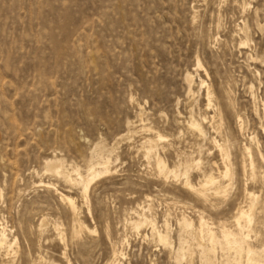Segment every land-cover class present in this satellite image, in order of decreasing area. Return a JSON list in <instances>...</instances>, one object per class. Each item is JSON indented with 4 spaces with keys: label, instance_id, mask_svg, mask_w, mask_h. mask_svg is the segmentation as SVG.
Here are the masks:
<instances>
[{
    "label": "rangeland",
    "instance_id": "374dc122",
    "mask_svg": "<svg viewBox=\"0 0 264 264\" xmlns=\"http://www.w3.org/2000/svg\"><path fill=\"white\" fill-rule=\"evenodd\" d=\"M189 71L197 74L191 93ZM191 119L205 135L188 127ZM158 132L165 139L149 155ZM224 134L232 176L222 178L223 193L215 186L198 196L185 172L195 184L209 171L218 176L224 161L213 138ZM248 147L255 178L243 167ZM261 155L264 0H0V230L13 239L0 264H204L206 255L212 264H248L245 250H202L196 227L179 223L190 216L199 225V212L217 230L227 223L264 264ZM108 158L112 170L92 181L89 203L82 184L55 172L63 163L87 175ZM195 158L200 167L190 168ZM254 200L245 239L236 216ZM140 219L154 220L170 243L150 221L136 228Z\"/></svg>",
    "mask_w": 264,
    "mask_h": 264
},
{
    "label": "bare ground",
    "instance_id": "6f19581e",
    "mask_svg": "<svg viewBox=\"0 0 264 264\" xmlns=\"http://www.w3.org/2000/svg\"><path fill=\"white\" fill-rule=\"evenodd\" d=\"M238 5V4H237ZM242 8V7H241ZM197 19V18H196ZM238 27V26H237ZM240 28H242V27H240ZM242 30V29H241ZM239 32H240V30L238 31V34H236V35H239ZM243 33V32H242ZM242 43V42H241ZM199 60V59H198ZM198 67H201V62H200V60H199V62H198ZM197 72V71H196ZM189 73H190V71H189ZM200 73V72H199ZM194 74H196V73H194ZM194 74H192V73H190L189 74V76H187V77H189L188 78V83H189V91H190V93L194 90L193 89V84H194V82H196L195 80H194ZM197 75V74H196ZM199 76V75H198ZM186 77V78H187ZM196 77V76H195ZM200 78V77H199ZM199 78H198V80H199ZM202 78V77H201ZM204 79V78H203ZM187 80V79H186ZM201 80V79H200ZM201 83H202V86L203 87H207V97H208V106H211L212 105V103H213V91H212V89H211V87L207 84V82L205 81V80H202L201 81ZM200 87H201V85H200ZM203 87H201V88H203ZM187 90H188V88H187ZM196 90V89H195ZM227 92V91H226ZM189 93V92H188ZM190 93H189V95H190ZM195 93V92H194ZM194 95V94H193ZM192 96V95H191ZM225 100V99H224ZM210 108V107H209ZM221 113H222V111H221V108L219 107L217 110H215V112H214V114H213V116H212V120L213 121H215V118L217 117V114L218 115H221ZM141 114V113H140ZM144 115V114H143ZM141 116V115H140ZM193 116V115H192ZM139 118V117H138ZM194 118V117H193ZM239 118V117H238ZM144 119V118H143ZM146 119V118H145ZM188 119V118H187ZM242 119V118H241ZM240 119V120H241ZM139 120V119H138ZM142 120V119H141ZM188 121V120H187ZM139 122H140V120H139ZM242 123V122H241ZM140 124H142V123H140ZM147 124V123H146ZM146 124H145V126H146ZM188 124V127L192 130V131H194V132H196L197 134H199L200 136H203V135H205V130H204V126H203V123L202 122H200L199 120H194V119H191V120H189V122L187 123ZM238 125V124H237ZM243 125H245L244 123H243ZM137 126V125H136ZM142 126V125H141ZM140 126V127H141ZM144 126V127H145ZM150 126V125H149ZM151 128V127H150ZM149 128V129H150ZM238 128V127H237ZM246 128V127H245ZM143 130V129H142ZM144 130H145V128H144ZM239 130H240V128H239ZM241 131V130H240ZM194 132H192V133H194ZM154 135V134H153ZM198 135V136H199ZM148 137V136H147ZM155 139H149L148 140V142H150L151 144H149V145H151L150 146V148H149V150L147 151L148 152V154L150 155L151 153H154V148H155V145H157V142L159 141H162V140H164L165 139V136L164 135H162L161 133H156L155 134ZM148 138H150V137H148ZM144 140V139H143ZM251 140V139H250ZM157 141V142H156ZM145 142V141H144ZM158 142V143H159ZM213 143H214V145L216 146V148L220 151V153H221V155H222V158H223V161H224V168L223 169H220V168H218V176H217V174L215 173V172H213V171H209L208 173H206V174H203V175H201V177H200V179L198 180V182L196 181V183L197 184H195L192 180H191V177H190V174L186 171L185 172V178H186V182H185V184H186V186H188L190 189H192L198 196H207V189H209V188H212V187H215V191H214V193L217 195L218 193H221L222 191V188H224L225 186H222V184H221V180H222V178H224V179H226V178H228V177H230L231 178V176H232V173H233V171H232V167H231V164H230V162H228L229 161V157H230V149H231V139H230V135H228V134H224L223 135V139H217V138H213ZM141 144V143H140ZM148 144V143H147ZM144 145H146V144H144ZM159 146V145H158ZM239 146V145H238ZM245 147V146H244ZM147 149H148V147H147ZM246 151L249 153V156H248V158H246V159H244V161H243V167H244V171L245 172H247L248 170H250V173H251V176H252V178H255L256 176H257V166H256V160H254V158H253V156H252V153H251V149L248 147V148H246ZM260 151V150H259ZM158 153V152H157ZM156 154V153H155ZM147 155V154H146ZM263 155V154H262ZM260 156V158L261 157H263V156ZM156 156V155H155ZM148 157V156H147ZM154 157V156H153ZM150 158H152V157H150ZM159 158V157H158ZM264 158V157H263ZM158 160V159H157ZM259 160V159H258ZM264 159H262L261 161H263ZM111 162H112V160H111V158H108V159H106V160H104V161H102V162H99L97 165H94V166H92L90 169H89V171L87 172L88 174L87 175H83L78 169L77 170H73V171H75V172H69V171H66V170H64L63 168H62V165H63V163L62 164H60L61 166H57V170L55 171L56 173H58L59 174V176L61 175L62 177H64L63 179H65L67 182H68V184H69V182H72V183H75L76 184V182L78 181L80 184H82V186H84V198H85V201H88L89 199H88V191H89V187H90V185H91V183H92V181H94L97 177H99V176H101V175H103V174H106V173H109L110 174V172H111V170H112V168H111V166L113 165V163H112V165H111ZM149 162V161H148ZM166 162V161H165ZM61 163V162H60ZM179 163V162H178ZM200 163H201V161H200V158L199 159H194V161H192L190 164H189V167L190 168H193L194 166H197V167H200ZM180 164H181V162H180ZM214 164H215V162H214ZM156 165H158V167H159V169H161L162 171L164 170V168L166 167V165H165V163H164V161L163 160H161V159H159L158 160V162H157V164ZM179 165V164H178ZM98 166H102V171L101 170H98ZM157 167V166H156ZM157 167V168H158ZM176 167H178V166H176ZM172 169V168H171ZM174 169V168H173ZM259 169V168H258ZM184 171V170H183ZM207 171V170H206ZM54 172V173H55ZM171 172H174V170L173 171H171ZM55 173V174H56ZM74 173H77L78 175H79V178H76L75 176H74ZM177 173H179V172H177ZM160 174H162V173H160ZM184 173H182V175H183ZM107 175V174H106ZM58 176V177H59ZM166 176V175H165ZM75 177V178H74ZM221 178V179H220ZM185 180V179H184ZM184 183V182H183ZM52 184V183H51ZM74 184V185H75ZM73 185V184H72ZM48 186H50V185H48ZM53 186V185H52ZM52 188H54V187H52ZM56 190V189H55ZM214 190V189H213ZM60 191V190H59ZM192 191V192H193ZM210 191V190H209ZM208 191V192H209ZM57 192H58V189H57ZM193 192V193H194ZM212 192V189H211V191H210V193ZM1 193V192H0ZM223 193V192H222ZM58 194V193H57ZM212 194V193H211ZM210 194V195H211ZM59 195H61L62 196V198L63 199H65L66 201H68L69 202V204H70V207H71V210H72V212H73V216H76V217H78V210H80L79 208H78V206H77V204H76V201L72 198V197H69V196H67V195H65V194H63V192L61 193V194H59ZM213 195V194H212ZM256 196V195H255ZM61 198V199H62ZM88 199V200H87ZM205 199V198H204ZM207 199V198H206ZM254 199V198H253ZM252 199V200H253ZM258 199V196H256V200ZM88 203H89V201H88ZM208 203V202H207ZM255 206H256V201L254 200V202L252 203V205L251 206H249V209H247V210H245L244 208H239V210H238V212H237V216H236V226L243 232V234L245 235V239H249V237H250V232L252 231V229H251V224H252V222H253V220H254V208H255ZM197 212H198V210H197ZM197 214V213H196ZM80 215V214H79ZM198 215L200 216V218H199V225H195V223L196 222H194V219H193V217L192 218H189V217H186V216H183L180 220H179V223H180V225H182V227L184 226L185 227V229L186 228H195L196 227V229L198 230V232H199V234H200V239H198V245H200L201 246V248H203L202 250H206V251H213L214 252V250L216 249V246H218V245H220L221 246V248L222 249H224L223 251H225V249L226 248H228V250H231V249H229V248H234V249H236L237 251H246V254H247V262H248V264H261L262 262H263V260L261 259V254H260V256L258 255V258L256 259V251H255V249L253 248V246L250 244V243H247V246H245L244 245V243H243V241H241L239 238H238V236L240 235H237L236 233H235V231L233 232L232 230H230V228L227 226V223H224V222H222V223H224V224H222V225H220V227H219V230H217V227H215V226H212V225H209L208 223H207V217L206 216H203V213L202 212H199L198 213ZM72 216V217H73ZM206 217V218H205ZM81 218V217H80ZM146 218V217H145ZM153 219V218H152ZM206 219V220H205ZM47 220V219H46ZM46 220H43L42 221V219H41V221H42V223H41V226H44V225H46V223L48 222H46ZM72 221V220H71ZM146 221H150L151 222V224H152V229H153V231L157 234V236L159 237V240L161 241V242H163V243H167V244H169L170 243V239H169V236H168V234H164V232L162 233V232H160L159 231V229H157V227H156V225H155V222H154V220H148V219H146L145 221H142L141 222V219H140V223L138 222L137 224L135 223H132V225L134 224V226H136V228H140L141 227V225L143 224V223H145ZM79 222V225L78 226H80V228H85V224L83 223V221L81 220H79L78 221ZM197 222H198V219H197ZM210 222V221H209ZM72 223H74V222H72ZM215 223V222H214ZM213 223V224H214ZM220 223H221V221H220ZM54 224V223H53ZM58 224V223H57ZM212 224V223H211ZM168 224L166 223V226H167ZM216 225V224H215ZM55 226V225H54ZM58 226V225H57ZM59 227V226H58ZM56 228V226H55V228L58 230V231H60L59 230V228ZM169 227V226H168ZM41 228V227H40ZM54 228V229H55ZM77 229V228H76ZM79 229V228H78ZM41 230V229H40ZM80 230V229H79ZM83 230V229H82ZM153 231H152V233H153ZM192 231H194V229L192 230ZM196 231V230H195ZM78 232H80V231H78ZM188 232H190V230L188 231ZM237 232V231H236ZM72 233V232H71ZM167 233V232H166ZM239 233H241V232H239ZM79 234V233H78ZM190 234V233H189ZM192 234V233H191ZM196 234H197V232H196ZM195 234V235H196ZM58 235V234H57ZM63 235V234H62ZM61 235V236H62ZM72 235H74V234H72ZM80 235V234H79ZM153 235V234H152ZM76 236V235H75ZM197 236H198V234H197ZM157 237V238H158ZM195 237V236H194ZM61 239H63L64 240V238H61ZM192 239V238H191ZM194 239V238H193ZM192 239V240H193ZM191 240V241H192ZM244 240V239H243ZM206 241H208V243L206 244L205 242ZM190 242V241H189ZM195 241H193V243H194ZM123 243H124V241H123ZM186 243H187V240H186ZM185 243V244H186ZM193 243L191 244V245H193ZM197 243V242H196ZM183 244V243H182ZM188 244V243H187ZM195 244V243H194ZM189 245V244H188ZM12 246H13V239L12 238H10L9 237V233L7 232V229H6V227H2L1 228V230H0V248H3V250H10L11 248H12ZM183 247H184V245H182ZM116 247H117V245H116ZM185 247H187V246H185ZM5 248V249H4ZM122 248V247H121ZM218 248V247H217ZM180 249H182V248H180ZM184 250H186L185 248H183ZM200 249V248H199ZM115 250V249H114ZM113 250V254H115V257L116 256H118V254H120L119 252H118V250H115L114 251ZM120 251H121V249H120ZM123 251V250H122ZM183 251V250H182ZM181 250H180V252H182ZM216 251V250H215ZM201 252V251H200ZM229 252V251H228ZM123 253V252H122ZM184 253H185V251H184ZM206 253V252H205ZM212 253V252H211ZM217 253V252H216ZM233 253H235L234 251H233ZM239 253V252H238ZM112 254V253H111ZM122 255V254H121ZM181 255H182V253H181ZM205 255V254H204ZM64 256H65V254H64ZM123 256V255H122ZM202 256V255H201ZM236 256V255H235ZM185 257V256H184ZM214 257V256H213ZM37 258V257H36ZM40 258V257H39ZM44 258V257H43ZM42 258V259H43ZM204 258V264H212V262H211V260H210V258L206 255V257H203ZM235 259H236V257H235ZM36 260H38V259H36ZM215 260V259H214ZM35 261V260H34ZM114 261V260H113ZM224 261V260H223ZM226 261V260H225ZM246 261V260H245ZM39 262V261H38ZM213 263H214V261H213ZM223 263V262H222ZM33 264H34V262H33ZM41 264V263H40ZM44 264H46V263H44ZM54 264V263H53ZM215 264H216V262H215ZM225 264V263H224ZM228 264V263H227Z\"/></svg>",
    "mask_w": 264,
    "mask_h": 264
}]
</instances>
